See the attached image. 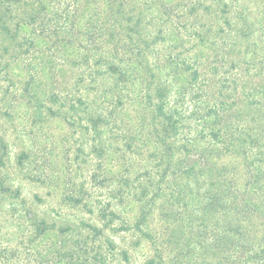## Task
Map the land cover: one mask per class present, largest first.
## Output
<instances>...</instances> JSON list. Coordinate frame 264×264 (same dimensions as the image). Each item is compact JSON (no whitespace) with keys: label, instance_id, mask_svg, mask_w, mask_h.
Here are the masks:
<instances>
[{"label":"trees","instance_id":"1","mask_svg":"<svg viewBox=\"0 0 264 264\" xmlns=\"http://www.w3.org/2000/svg\"><path fill=\"white\" fill-rule=\"evenodd\" d=\"M0 32L21 39L28 85L52 69L49 114L75 110L95 143L87 207L144 240V264H264V0H0ZM7 213L0 264H110Z\"/></svg>","mask_w":264,"mask_h":264},{"label":"rangeland","instance_id":"2","mask_svg":"<svg viewBox=\"0 0 264 264\" xmlns=\"http://www.w3.org/2000/svg\"><path fill=\"white\" fill-rule=\"evenodd\" d=\"M19 42L20 38L0 32V146L1 142L5 145L0 162V208L6 212L0 215V233L10 231L7 212L12 207L22 208L49 225L68 228L82 240L86 238L88 248L98 251L110 264H144L148 254L144 240L136 243L137 234L120 231L119 221L107 223L96 211H89V202L98 194L91 180L99 162L92 134L77 124L79 114L68 106L49 114L48 108L57 110V105L48 101L52 69L47 71L39 64L34 68L40 71L38 82L28 85L33 67L18 58ZM64 69L58 82H74L76 69L68 65ZM102 138L107 140L106 149L110 148L107 128ZM103 161L108 162V158ZM128 214H134L133 207ZM85 226L101 234H93ZM187 237L186 231L184 239Z\"/></svg>","mask_w":264,"mask_h":264}]
</instances>
